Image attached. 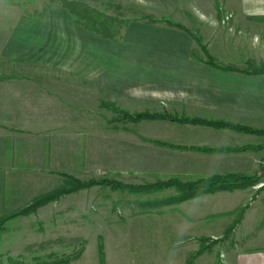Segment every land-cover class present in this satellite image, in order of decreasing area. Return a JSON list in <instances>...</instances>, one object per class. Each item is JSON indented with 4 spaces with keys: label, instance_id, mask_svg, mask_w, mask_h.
Wrapping results in <instances>:
<instances>
[{
    "label": "crops",
    "instance_id": "obj_1",
    "mask_svg": "<svg viewBox=\"0 0 264 264\" xmlns=\"http://www.w3.org/2000/svg\"><path fill=\"white\" fill-rule=\"evenodd\" d=\"M191 1L202 4V9L196 5L187 13L197 25L219 28L216 41L209 46L233 59L234 66L243 67L247 61L264 63V0ZM220 8L231 13L225 25L221 23L225 10ZM56 29L41 30L45 44L38 48L31 44L20 59L15 55L16 65L7 66L8 71L14 68L13 73H0L2 210L18 209L38 194L24 189L23 185H31L15 180V174H63L66 165L82 164L84 157L95 155V141L86 131L96 129L86 122L96 115L100 122L104 96L130 114L167 113L264 129V75L225 71L192 58V41L183 30L139 23L127 30V41L118 45L78 26L58 33ZM26 40L32 43L36 38L30 34L19 41L26 45ZM24 58L31 63L29 69ZM23 68L27 71H18ZM128 124L132 138L127 146L133 147L136 140L144 149L142 155L164 156L169 163L164 169L156 168L159 174L129 176L149 183L169 178L193 181L225 173L261 179L243 189L207 193L176 204H145L144 211L119 219L117 225L142 219L143 225L157 228L144 231L147 242L172 248L189 243L178 251L181 264L198 252L199 244L205 248L190 264H264V184L257 186L264 183V149L251 148L263 144L264 138L161 119ZM146 125L157 132H148ZM242 147L249 148L235 150ZM166 190L170 196L175 194L172 188ZM158 199L152 196L147 202ZM239 209L240 221L224 237ZM153 249L161 251V247Z\"/></svg>",
    "mask_w": 264,
    "mask_h": 264
},
{
    "label": "rangeland",
    "instance_id": "obj_2",
    "mask_svg": "<svg viewBox=\"0 0 264 264\" xmlns=\"http://www.w3.org/2000/svg\"><path fill=\"white\" fill-rule=\"evenodd\" d=\"M74 1H83L91 8L119 21L118 27L115 29L117 30L115 37L105 39V41L122 45L127 41V30L135 24L146 22L153 25L169 26L166 21H171L181 24L192 34H195L201 45H204L211 54L214 53L217 59L212 56L213 54H209L217 61L223 59L222 63L227 61L230 64L237 65L233 59L228 60V58L222 57L218 50L213 49V46H209L216 41V32L219 31V28L215 27V24L207 29L201 27L187 15L189 10L192 9L191 7L194 8L197 5L198 9H202L200 2L196 4L191 0ZM219 5L217 3V6ZM223 9L225 12L221 23L225 25L230 19L231 13L226 11L225 8ZM224 10L221 9V11ZM193 14H195L194 10ZM212 21L214 20H210V22ZM72 26H77L73 22V17L65 9H62L57 2L22 0L20 5L11 6L4 0H0V73H4V71L13 73L14 68L11 67L12 71H8L9 67L7 66L16 65L20 56L28 52L31 44H34V48L45 44V36L41 34V30L44 28H58L54 30L55 33H58L63 31L61 29ZM227 30H225L227 35H233V31ZM85 32L93 34L87 30ZM30 34L36 38V41L31 43L26 40V45H21L20 38H27ZM17 39L18 42L15 43ZM191 41L193 45L191 52L204 59L201 45L192 39ZM16 44L17 46H14ZM15 55L19 59H16ZM23 62L29 63L30 61L24 58ZM30 66L31 63H29L27 69ZM24 69L26 68L18 71ZM105 97L101 98L103 100L100 105L102 107L100 122H97L99 119L97 115L96 117H90L93 121L86 122L87 126L93 124L91 127L96 129V131H86L87 135L92 133L91 139L95 141L96 147L95 155L84 157L83 160L85 161L82 164L75 162L66 165L62 171L63 174H57L58 171L53 174H15V180L31 185L29 187L23 185L24 189L30 190L32 188V193L36 192L37 195L42 192L45 193L61 186L64 183L65 175L83 181L106 179L128 185H144L149 182L129 175L159 174L156 168L164 169L166 165H169V163H166L164 156L157 158L151 155H142L144 149L142 150L136 140L133 147L127 146V142L129 143V139L132 138L131 130L128 129V120L113 110L110 104H114L124 111H126V108L119 107L117 103H113ZM146 126L145 130L148 132L150 131L153 134L157 132L154 126ZM170 193V191L164 189L149 196L150 193L148 195L145 193H132L107 185H95L66 194L56 201L39 207L35 212L25 215L13 214L30 203L36 196L18 209H0V218L9 216L0 226V264L7 263L8 259H19L26 263H32L34 258H45L50 252L57 255L71 252L70 247L62 248L59 246H53L45 251L31 252L24 250L26 245L36 244L59 236H82L86 241L82 255L72 264H181L180 256L177 258V255L185 250L184 248H188L189 243L182 247L175 246L172 248L171 244L147 242L144 231L157 230V228L143 225L145 221H142V219H134L137 221L117 225L121 222L119 219L125 220L127 217L136 215L139 211H144L147 207L145 204L152 196L161 199L170 196ZM27 196H30V194L25 197ZM143 197H145V201L141 200ZM240 211L239 209L238 214ZM99 244H102V250H105V257L104 253L102 258L99 257ZM209 244L212 245L215 242ZM153 246L161 247V251L157 250L155 252ZM204 246L199 244L197 251L204 250Z\"/></svg>",
    "mask_w": 264,
    "mask_h": 264
},
{
    "label": "trees",
    "instance_id": "obj_3",
    "mask_svg": "<svg viewBox=\"0 0 264 264\" xmlns=\"http://www.w3.org/2000/svg\"><path fill=\"white\" fill-rule=\"evenodd\" d=\"M7 4L11 6L20 5L22 0H4ZM49 2L59 3L62 9H65L72 17L73 22L87 30L92 32L95 35L103 39H113L116 35L115 29H117V24L119 23L116 18L109 17L102 12L91 8L89 5L83 1H74V0H46ZM151 22V21H150ZM166 24L186 32L189 37L194 40L197 44L201 45L200 40L192 34L188 29L182 26L179 23H174L171 21H166ZM202 51L205 58H199L194 53H190V56L195 59L203 60L208 66L219 68L225 71H233L238 73H243L247 75H264V63L247 61L243 67L234 66L231 64H223L213 58L204 45H201ZM110 107L113 108L117 113H120L126 120L131 122H138L141 120H167L175 123H189L193 125H204L214 128H225L230 130H235L239 132H244L247 134H255L264 138V129H257L246 125L234 124L229 121L223 120H211L198 117H177L176 115H171L167 113H150V112H141L130 114L127 111L121 110L116 107L114 104H110ZM158 142V141H155ZM162 143V142H159ZM249 147L236 148L235 150H244ZM254 149H264V143L258 146L251 147ZM261 177L259 175H246L242 173H225V174H215L207 177H201L193 181H182L177 178H169L164 181H156L154 183H146L144 185H128L116 182L114 180L106 179H89L83 181L71 176L65 175L64 183L45 193H41L34 197L30 203L21 208L18 212L13 215L19 214H28L35 212L39 207H42L50 202L58 200L60 197L76 192L81 189L89 188L95 185H107L112 188H118L124 191H130L132 193H156L164 189H174L175 194L158 199L154 202H148L146 204L150 206H162V205H171L185 200L198 197L203 194L212 193L216 191H233L235 189H243L249 186H252L259 182ZM242 215V210L239 212L237 219L233 224L226 230L224 237L228 235L232 228L240 221ZM8 217L0 218V226ZM1 229V227H0ZM85 239L82 236L76 237H65L59 236L54 239H49L45 241L38 242L36 244H29L24 246L25 251H45L53 246H59L62 248L70 247L71 252L63 253L60 255L50 252L46 255L45 258H34L32 263H26L19 259H8V262L5 264H72L74 261L80 258L84 249H85ZM102 244L98 245V254L102 258L103 250ZM202 251V250H201ZM200 253L191 255L187 261V264L192 263L194 257Z\"/></svg>",
    "mask_w": 264,
    "mask_h": 264
},
{
    "label": "built area",
    "instance_id": "obj_4",
    "mask_svg": "<svg viewBox=\"0 0 264 264\" xmlns=\"http://www.w3.org/2000/svg\"><path fill=\"white\" fill-rule=\"evenodd\" d=\"M264 183H258L257 186H262Z\"/></svg>",
    "mask_w": 264,
    "mask_h": 264
}]
</instances>
